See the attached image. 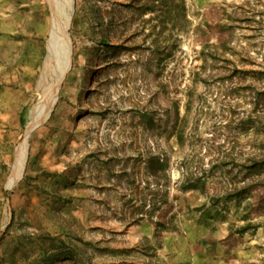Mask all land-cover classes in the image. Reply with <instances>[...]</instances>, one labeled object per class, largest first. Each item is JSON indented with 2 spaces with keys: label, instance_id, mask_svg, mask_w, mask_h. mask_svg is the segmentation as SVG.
Returning <instances> with one entry per match:
<instances>
[{
  "label": "rangeland",
  "instance_id": "374dc122",
  "mask_svg": "<svg viewBox=\"0 0 264 264\" xmlns=\"http://www.w3.org/2000/svg\"><path fill=\"white\" fill-rule=\"evenodd\" d=\"M68 1L0 0V264H264V0Z\"/></svg>",
  "mask_w": 264,
  "mask_h": 264
},
{
  "label": "bare ground",
  "instance_id": "6f19581e",
  "mask_svg": "<svg viewBox=\"0 0 264 264\" xmlns=\"http://www.w3.org/2000/svg\"><path fill=\"white\" fill-rule=\"evenodd\" d=\"M62 1L66 2L67 5L70 6L68 0H62ZM70 16L71 14L68 12V10H65L64 18H60L56 16V19L54 20L55 27L52 34V47H50L51 61L52 64L54 65V70H55V75L53 76L54 81L51 85V88L48 90L47 94L44 97L42 96L43 99L42 101L40 100L41 101L40 111L37 113V115L38 114L43 115L44 119H46L47 116L50 114L56 102L62 79L67 69L70 66L71 42L69 40V36L66 34V28L69 26ZM59 27L60 28L62 27V29L59 32V34H56V30L59 31ZM30 131L31 129L28 130V133ZM26 154H27V141L24 144H22L21 147L18 149L13 175L10 178L11 185L16 184V182L23 173Z\"/></svg>",
  "mask_w": 264,
  "mask_h": 264
}]
</instances>
